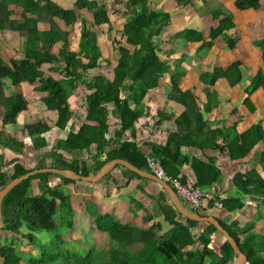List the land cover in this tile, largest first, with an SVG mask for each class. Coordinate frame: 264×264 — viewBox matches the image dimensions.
I'll use <instances>...</instances> for the list:
<instances>
[{"label":"trees","instance_id":"1","mask_svg":"<svg viewBox=\"0 0 264 264\" xmlns=\"http://www.w3.org/2000/svg\"><path fill=\"white\" fill-rule=\"evenodd\" d=\"M101 1L103 0H75V5L80 10L87 9L92 13L95 25H109V30L113 31L107 6ZM177 1L182 6L190 0ZM260 1L236 0V7L240 10L258 9ZM125 6L127 21L120 32L125 43L120 40L113 41L119 59L113 70V77L107 78L100 66L102 53L97 35L89 29L87 21L82 22L78 53L70 50L71 32L61 29L56 22V19H60L68 26L76 24L78 18L74 11L61 8L53 0H0V32L8 30L20 34L23 38L22 51L24 54L22 59H12L8 63L4 62L0 56V107L5 109L3 123L14 122L17 114L27 107V101L22 95L18 93L6 95L5 79L10 80L13 86L23 82L33 84L39 80L38 90L48 93L45 102L49 108L58 110L57 123L65 128L74 115L69 98L77 89V82L86 78L89 72L98 71L99 74L90 82L85 81L89 91L86 95V122L79 132L72 131L66 140L58 143V149H64L77 156H82L84 149L96 143L97 153L92 156L91 164H87L78 157L69 163L64 154L53 153L54 167L60 170H72L88 177L98 173L108 161L121 158L129 161L138 169L151 173L147 162V157L150 156L163 166L167 177L180 180L183 184H186L188 179L181 175L182 169L186 164H191L196 180L195 186L203 190L204 187L211 186L217 181L219 173L212 163H205L196 157L190 159L182 148L193 146L205 150L217 147V140L222 133L220 130L212 129L204 117L203 112L207 113L212 109L209 107L210 103L202 111L196 96L191 91L180 89L179 83L184 74L180 65L179 70L172 72L171 92L169 93L170 100L185 108L176 118L178 130L168 135L164 145L150 143L149 155L145 154L135 141L123 139L126 132L132 135L133 132L135 133L136 122L141 116L147 114L144 99L148 91L157 88L160 79L170 73V64L159 57L153 40L171 23L169 13L149 8L147 0H127ZM16 16L19 19H13ZM41 23L48 24L49 29L42 30ZM231 28H233L231 21L228 18L222 19L218 27L212 30V39ZM191 34L194 32L185 31L179 36L183 37L186 42H190ZM59 43L63 44V48L60 49L58 55H55L51 51ZM228 44L231 47L234 46L230 41ZM46 63L64 64V80L56 82L46 78L40 71L41 66ZM238 66V62H234L222 74L219 70H214L211 83L214 85L221 75L229 79V73L236 72ZM239 79L238 75L237 81ZM256 85L255 83L249 92L255 89ZM111 118L115 120L114 124L118 123V125L114 135L107 138L106 134L111 133L109 123ZM45 129L44 126L39 125L27 126L29 135L41 134L45 132ZM252 129V131L258 130L259 126L254 125ZM246 135L239 137L244 139ZM43 145L44 142L36 145V148ZM251 146L253 145L244 150L248 151ZM229 151L231 158L241 155L235 153L232 148H229ZM118 166L131 177L149 181L126 169L123 165L116 167ZM44 167L45 164L42 163L37 170L44 169ZM31 171L14 163V172L8 180L0 167V189L11 180ZM48 175L37 174L22 181L4 198L2 204L4 228L2 231L7 234L4 244H0V264H23L22 254L17 249L24 242L36 251L34 256L26 258L24 261L26 264H204L207 255L214 256L209 243L210 235L217 229L212 225H209L198 239L204 244L202 251L183 250L188 243L194 241L190 229L197 226L198 222L185 218L174 207H171L174 212L172 216H178L186 224H173L174 228L167 232V235L157 239L154 226L148 231H143L135 225L122 224L112 215L100 213L94 204L88 202L87 210L94 216L98 230L108 235L111 246L103 253L97 248H79L74 243L72 246L65 241L63 236L65 228L75 227V210L71 197L60 188L51 189L46 181ZM241 178L237 177L235 182ZM33 180L39 181L41 190L39 196L30 194ZM65 180L67 183H76L70 178H65ZM167 183L173 188L170 182ZM263 190L264 183H260L257 190L253 191ZM161 194L166 198L165 192ZM160 201H166V199ZM214 204L215 201L210 202V205L214 206ZM222 204L227 210L241 207V204H235L232 200L226 202L223 200ZM198 214L206 216L202 213ZM219 222L233 237L249 264H264L263 239H259L256 243L251 238L242 243L235 232L227 229L221 220ZM139 243H142V247L137 249ZM222 251L223 257L215 258L213 264H229L232 260L234 253L227 240H225Z\"/></svg>","mask_w":264,"mask_h":264},{"label":"crops","instance_id":"2","mask_svg":"<svg viewBox=\"0 0 264 264\" xmlns=\"http://www.w3.org/2000/svg\"><path fill=\"white\" fill-rule=\"evenodd\" d=\"M53 2L61 8L74 11L78 18L77 23L72 26L56 19L61 29L71 32L70 50L79 52L83 20L87 21L89 29L97 35L102 53L100 66L107 63L103 58V50L105 51L103 46L109 48L111 45L113 50L117 51L113 41L120 40L125 43L121 34L119 39L116 35L111 43L108 40L106 42V38L110 39L111 34L122 32L127 21V17L123 18L121 27L119 29L114 27L107 0L101 3L107 6L113 31L109 30V25H95L93 14L87 9L77 8L75 0H53ZM147 3L149 8L160 9L171 15L170 25L153 40L159 57L170 64V73L160 79L157 88L149 90L146 94L144 103L147 114L136 122L132 141L149 155L150 143L164 145L168 135L178 130L176 118L185 108L170 100L169 93L172 72L179 70L181 66L184 74L179 83L180 89L191 91L198 99L202 111L210 103L209 107L212 109L207 113L203 112L204 117L212 129L220 130L222 133L217 140V147L201 150L193 146H183L182 150L190 159L196 157L216 167L219 177L211 186L204 187V192L212 193L217 200L223 195L225 202L232 200L235 204H241L239 208L227 210L223 207L222 210H218L210 205V202H206L202 214L221 220L227 229L236 233L240 242L252 238L258 243L259 239L264 240V190L261 192L253 190L256 191L259 184L264 183V0L260 1L258 9L242 10L236 7V0H190L182 6L177 0H147ZM82 11H85L84 14H79ZM224 18L231 21L233 28L223 31L222 35L212 39V30L217 28ZM49 27L46 23L40 24L42 30H48ZM185 31L194 32L191 34L190 42L179 36ZM102 39H104L103 44ZM229 41L234 44L233 47L229 46ZM22 43L23 38L17 32L8 30L0 32V56L3 61L8 63L12 59H22L24 57ZM61 48L63 44L59 43L51 52L58 55ZM118 59L119 54L114 69ZM234 62H238L237 71L229 73V79L221 75L213 85L211 81L214 70H219L222 74ZM64 67V64L60 63H46L41 66L40 71L46 78L60 82L64 80ZM97 74L98 71H91L88 73L90 77L88 81L84 78L81 82H77V89L69 98L74 115L65 128L57 123L58 110L49 108L45 102L48 93L38 90L39 80L33 84L23 82L16 86H13L8 79L4 80L6 95L18 93L27 101V107L17 114L14 122L7 124L3 123L5 109L0 107V167L8 180L14 172V163H18L28 171L37 170L42 163L45 167H54L53 153L64 154L69 163L75 157L83 159L87 164L92 163V156L98 150L96 143L84 149L82 156L58 149V143L66 140L72 131L79 132L86 122V95L89 91L84 94L83 99L81 90L84 88L86 90L85 83L90 82ZM238 75L239 81H237ZM255 83L257 84L255 89L249 92ZM114 121L109 122L111 135H114L118 125V123L114 124ZM28 125L44 126L46 129L41 134L29 135ZM254 125H258L259 129L252 131ZM243 134L247 135L241 139L239 136ZM42 142L44 145L36 148V145H41ZM250 145L253 146L248 151L244 150ZM229 148L241 155L231 158ZM181 175L188 179L187 183L195 184L191 164L183 167ZM106 176L97 183L76 180V183H67L65 178L68 177L57 174H49L46 178L51 189L60 188L71 197L75 210L73 229L79 227V233L81 229H85L90 244L91 241L94 245H99L101 242L107 244L108 240L110 248L111 241L107 234L96 227L94 216L86 208L88 202L94 204L100 213L112 215L122 224H132L143 231H148L154 226L157 239L167 235V232L174 228L173 224H186L178 216H172L174 212L171 207L174 206L167 192L155 182L131 177L120 166L115 167L109 176ZM239 176L242 178L235 182ZM152 183L158 185L161 191L154 189ZM161 192L166 193V198ZM30 194L32 196L41 194L38 180L31 182ZM165 199L166 201H160ZM209 225L198 222L197 226L192 227L190 232L194 241L188 243L183 250L202 251L204 244L198 239ZM225 240L220 230L210 235L209 248L214 256L207 255L204 264H213L215 258L223 257L222 248ZM141 247L142 243H139L137 249ZM243 264L249 263L246 261Z\"/></svg>","mask_w":264,"mask_h":264},{"label":"water","instance_id":"3","mask_svg":"<svg viewBox=\"0 0 264 264\" xmlns=\"http://www.w3.org/2000/svg\"><path fill=\"white\" fill-rule=\"evenodd\" d=\"M117 165H123L124 167H126V169L130 170L131 172H134L138 176L145 178V179H149L155 182L156 184H158L161 188H163L167 192L173 206L185 218L192 220V221H197L200 223H208L214 226L218 231L220 230L224 234L225 239L231 245L233 252L235 254V257L233 258L231 264H243L247 261L245 254L240 250L239 246L237 245L233 237L229 235V233L224 229V227L221 225L218 219L212 216H202L200 214H197L191 211L186 206H184V204L179 199L175 190L167 182H165L164 180L158 179L156 176L152 175L149 172L138 169V167H136L129 161L125 159H121V158L112 159L108 161L102 167V169L93 176L85 177L72 170H59V169H55V167H45V169L34 170L19 178L11 180L10 183H8L5 187L0 189V231H2L4 228L3 215H2L3 200L6 197V195L11 191L12 188H14L16 185H18L22 181L27 180L28 178L34 175H37V174H57V175H63L65 177H68L76 181L97 183L101 179H103L106 175L111 173Z\"/></svg>","mask_w":264,"mask_h":264},{"label":"rangeland","instance_id":"4","mask_svg":"<svg viewBox=\"0 0 264 264\" xmlns=\"http://www.w3.org/2000/svg\"><path fill=\"white\" fill-rule=\"evenodd\" d=\"M126 1L127 0H107V3L109 5V12H110V16L113 20V24L114 27L119 29L121 27V25L124 22L123 18L127 17V9H126ZM85 11L79 12V14H84ZM87 14V13H86ZM88 15V14H87ZM123 19V20H122ZM115 30V29H114ZM117 35V38L119 39L120 36V32H115V34H111L110 35V39L106 38V42L107 40L109 41V43L112 42V39L115 38ZM102 44L104 43V39H102ZM105 51L103 50V58H105L107 63H103L101 67H103V73L106 75V77H112L113 75V69L115 66V62L117 59V51L113 50V47L111 45H109L108 47H104ZM116 48V47H115ZM87 81L90 79L89 76L86 77ZM88 92V90L85 88L81 90V93L83 94V99H84V94H86ZM84 104V103H83ZM112 120V118H111ZM153 184V183H152ZM154 189H158L161 191L160 187L158 185H156L155 183L152 185ZM79 227L75 228L73 230H69L67 228H65L63 230V236L64 239L67 240L68 243H70V245L73 246V243L75 245H77L79 248H97V250L101 253H103L104 251L109 249V241L107 240V244L105 242H101L99 243V245H94L93 242L91 241V244L89 242V236L86 237L85 235V229H81L80 233H79ZM6 232H0V244H2L4 242V237L6 236ZM65 240V241H66ZM98 240V239H97ZM98 242H100L98 240ZM101 245V246H100ZM103 246V247H102ZM19 249L18 252L20 254H22V263L26 264L24 261H26V258H28V256H34L36 254V251L34 249H32L30 246L27 245L26 242L20 244V246L18 247ZM1 262V259H0Z\"/></svg>","mask_w":264,"mask_h":264},{"label":"built area","instance_id":"5","mask_svg":"<svg viewBox=\"0 0 264 264\" xmlns=\"http://www.w3.org/2000/svg\"><path fill=\"white\" fill-rule=\"evenodd\" d=\"M111 136V133L106 134L107 138H110ZM123 139L132 141L134 140V137L132 136V133L126 132ZM147 162L152 175L156 176L160 180H164L165 182H170L181 202L191 211L197 214L202 213L206 202L211 201H215V209H223L222 201L225 199L223 195L219 198V200H216L212 193L204 192L202 189L196 187L194 183L183 184L180 180L167 177L163 166H161V164L154 158L148 156Z\"/></svg>","mask_w":264,"mask_h":264}]
</instances>
